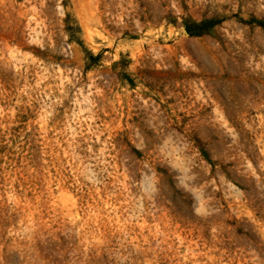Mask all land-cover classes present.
<instances>
[{
	"label": "rangeland",
	"instance_id": "obj_1",
	"mask_svg": "<svg viewBox=\"0 0 264 264\" xmlns=\"http://www.w3.org/2000/svg\"><path fill=\"white\" fill-rule=\"evenodd\" d=\"M0 264H264V0H0Z\"/></svg>",
	"mask_w": 264,
	"mask_h": 264
}]
</instances>
